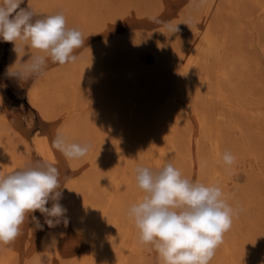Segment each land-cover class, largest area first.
<instances>
[{"label": "rangeland", "instance_id": "rangeland-1", "mask_svg": "<svg viewBox=\"0 0 264 264\" xmlns=\"http://www.w3.org/2000/svg\"><path fill=\"white\" fill-rule=\"evenodd\" d=\"M31 1L24 0L21 7L30 6ZM245 1L220 0L211 47L218 48L221 59L201 62L197 77L188 82L183 104L177 106L176 138L164 145L165 165L173 163L184 177L206 185L220 187L221 183L224 196H229L227 202L237 211L231 230L225 233L210 264H230L226 242L232 247L231 264L264 263V0ZM204 3L205 0H46L37 17L63 13L67 26L78 28L85 43L74 53L76 62L59 65L49 59L40 74L27 80L9 79L4 76L5 69L12 64L14 70L23 69L32 55L43 53L24 48L11 60L13 45L0 41V170L7 175L37 162H48L59 171L63 196L70 188L77 195L68 206L72 218H68L67 226L61 222L55 228L45 225L43 230H37L26 220L12 243L0 245V264H48L49 254L55 250L63 264H118L133 229L127 207L139 202L144 194L137 186L135 169L148 167L154 154L160 131L158 116L154 115L166 110L167 99L172 100L176 87L184 80L182 61L193 41L195 16L199 17ZM242 5H247L246 9ZM47 78L51 82L45 88L46 102L41 109V103L37 105L30 99V93ZM220 87L230 104L219 95ZM230 105L235 110L229 109ZM239 107L260 112L262 117L255 120L240 113ZM215 111L223 113L219 122L213 116ZM58 132L69 142L90 145L88 153L81 159H66L51 146ZM216 140L223 153L233 152L236 165L228 167L222 162V168L216 167L211 152ZM215 170H219L221 178L214 175ZM51 204L49 201L47 207ZM78 204L82 206L76 207ZM35 215L43 223L40 213ZM76 218L82 224L77 228L73 224ZM78 230H83L82 236ZM139 245L143 255L134 254L129 264H161L150 246Z\"/></svg>", "mask_w": 264, "mask_h": 264}, {"label": "clouds", "instance_id": "clouds-1", "mask_svg": "<svg viewBox=\"0 0 264 264\" xmlns=\"http://www.w3.org/2000/svg\"><path fill=\"white\" fill-rule=\"evenodd\" d=\"M23 3L0 0V41L11 43L15 53L29 48L43 55H32L23 69L8 66L4 76L27 80L40 74L49 59L59 65L76 62L74 53L85 43L83 33L68 27L63 13L37 17L30 6L21 7ZM51 146L69 160L83 158L90 149V145L69 142L59 132ZM222 159L228 167L235 162L230 152H224ZM135 174L144 195L127 215L138 230L139 243L150 246L161 264H210L237 214L222 189L184 177L172 163L158 170L137 167ZM59 175L48 162L0 175V245L12 243L26 220L37 230L45 225L52 229L61 222L67 226ZM49 201L51 207H47Z\"/></svg>", "mask_w": 264, "mask_h": 264}, {"label": "bare ground", "instance_id": "bare-ground-1", "mask_svg": "<svg viewBox=\"0 0 264 264\" xmlns=\"http://www.w3.org/2000/svg\"><path fill=\"white\" fill-rule=\"evenodd\" d=\"M44 1H46V0H32L31 1V3H30V7H31V9L32 10H34V12L36 13V14H38L40 11H42V9H43V6H44ZM192 1V0H191ZM228 1H230V0H228ZM243 1V0H242ZM245 1V0H244ZM248 1V0H247ZM204 2V1H203ZM262 2V1H261ZM222 3V2H221ZM245 3H246V1H245ZM236 4H237V2H236ZM243 4V3H242ZM247 4V3H246ZM252 4H254V3H252ZM256 4V3H255ZM219 5H220V0H205V3L203 4V6L201 7V8H199V10L201 11V14L199 15V17L197 18V16H195L196 17V25H195V27H194V30H193V32H192V38H193V41L191 42V46H190V48L188 49V51L186 50V48H185V51H187L186 52V55H185V60H183L182 61V63H183V70H184V80L182 81L181 79V83H180V85H178L177 87H176V89H175V92H174V96H173V98H172V100L169 102V100L167 99V101H168V103L166 104L167 105V108H166V110H164V111H162V112H160L158 115H154V116H158V118L157 119H159V125H160V131H159V135H158V141L156 142V147H155V149H154V154L152 155V157H151V159H150V162H149V168L150 169H152V170H158V169H160V168H162L165 164H164V159H167V158H165V155L167 154V152H166V149H165V147H164V145H165V143H171V141L173 142L174 141V139L176 138V130H178L177 129V125L175 124V117H176V115H178V114H176V112H177V106H179L180 104H183L182 103V101H183V98H184V94L186 93L185 92V90L187 89V87H188V82L189 81H193L196 77H197V73H198V69H199V66H200V64H201V62L202 61H204V60H212L213 61V59H218L219 57H221L222 56V54L220 55V53H219V51L217 50V49H213L211 46H212V44H213V42H212V25H214L215 23H214V19H215V17H217V12H218V7H219ZM222 6V5H221ZM241 6V5H240ZM239 6V7H240ZM242 6H244V9H246V6L245 5H242ZM261 8V7H260ZM235 9V8H234ZM241 9V8H240ZM243 9V10H244ZM248 9V8H247ZM166 10V9H165ZM230 10H232V9H230ZM264 10V8L262 9V11ZM115 11V10H114ZM242 11V10H241ZM244 11H246V10H244ZM243 11V12H244ZM195 12V11H194ZM231 12V11H230ZM239 11L237 10L236 11V14L238 13ZM42 13V12H41ZM196 13H197V11H196ZM223 13V12H222ZM225 13V12H224ZM223 13V14H224ZM235 14V15H236ZM252 14V13H251ZM258 14V13H257ZM42 15V14H41ZM242 15V14H241ZM250 15V14H249ZM221 16H222V14H221ZM262 16V15H261ZM249 17H251V16H249ZM253 17V16H252ZM86 18V17H85ZM260 18H262V17H260ZM194 19V18H193ZM236 19V18H235ZM238 19V18H237ZM236 19V20H237ZM244 20V19H243ZM254 20V19H253ZM262 21V20H261ZM195 24V23H194ZM249 24H251V23H249ZM250 26V25H249ZM213 27H215V26H213ZM246 27V26H245ZM249 28V27H248ZM222 29V28H221ZM190 31H191V29H190ZM253 31V30H252ZM164 35V34H163ZM177 35H179L178 33H177ZM216 36V35H215ZM246 36V35H245ZM185 37V36H184ZM220 37V36H219ZM224 37V36H223ZM249 37V36H248ZM191 38V37H190ZM189 38V39H190ZM192 38H191V40H192ZM227 38V37H226ZM184 39V38H183ZM215 39V38H214ZM229 39V38H228ZM247 39V38H246ZM182 40V39H181ZM227 40V39H226ZM176 41V40H175ZM183 41V40H182ZM259 41H260V39H259ZM177 42V41H176ZM227 42V41H226ZM231 42H232V40H231ZM237 43L239 42V41H236ZM261 42V41H260ZM18 43H20V42H18ZM220 43V42H219ZM241 43V42H240ZM177 44V43H176ZM181 44H182V42H181ZM185 44V43H184ZM190 44V43H189ZM218 44V43H217ZM227 44H228V42H227ZM236 44V43H235ZM234 44V45H235ZM242 44V43H241ZM241 44H240V46L239 47H243V46H241ZM259 44V43H258ZM262 44V43H261ZM215 45V44H214ZM238 45H239V43H238ZM243 45V44H242ZM249 45V44H248ZM254 45V44H253ZM175 47V46H174ZM217 47V46H216ZM235 47H236V45H235ZM238 47V48H239ZM251 47V46H250ZM254 47V46H253ZM252 47V48H253ZM183 49V48H182ZM240 49V48H239ZM238 49V50H239ZM241 49H243V48H241ZM263 50H264V46H263ZM223 52V51H222ZM227 53V52H226ZM225 53V54H226ZM247 53L248 52H246L245 54L247 55ZM86 55V54H85ZM169 55H170V53H169ZM15 56H17V53H15V52H13L12 51V53H11V60H14V58H15ZM227 56V55H226ZM229 56V55H228ZM230 57V56H229ZM233 57V56H232ZM171 58V57H170ZM173 58V57H172ZM177 58H179V56L177 57ZM174 59V58H173ZM219 59H221V58H219ZM239 59V58H238ZM175 60V59H174ZM225 60V59H224ZM18 61V60H17ZM170 61H171V59H170ZM173 61V60H172ZM212 61L210 62L211 64H213L212 63ZM26 62V61H25ZM209 62V61H208ZM222 62V61H221ZM12 63V62H11ZM173 63H174V61H173ZM172 63V64H173ZM209 63V64H210ZM220 63V62H219ZM13 66L15 65V64H12ZM220 65V64H219ZM218 65V66H219ZM223 65H225V63L223 64ZM206 66V64H204V67ZM226 66V65H225ZM258 66H256V68H257ZM223 68L224 67H222V70H223ZM230 68V67H229ZM216 69V68H215ZM218 71V70H217ZM207 72V71H206ZM215 72V71H214ZM219 72H220V70H219ZM224 73V72H223ZM232 73V72H231ZM182 74V73H181ZM218 74V73H217ZM215 76H216V74H215ZM223 76V74H221V75H219V77H222ZM207 76L205 75V78H206ZM70 79V78H69ZM209 79V78H208ZM224 79V78H223ZM51 79L50 78H47V79H45L43 82H39L34 88H33V90L31 91V93H30V99H32L37 105H40L39 103H41V105H42V108H41V106H39L41 109H44V104H45V98H44V95H46L45 94V88L49 85V82H51L50 81ZM207 80V79H206ZM218 80V79H217ZM223 81V80H222ZM207 83V82H206ZM214 83V82H213ZM228 83V82H227ZM179 84V83H178ZM196 84V83H195ZM176 85V84H175ZM209 86H207V88H208ZM199 89V88H198ZM48 90V89H47ZM208 90V89H207ZM50 91H51V89H50ZM50 93V92H49ZM189 93V92H188ZM43 94V95H42ZM54 94V93H53ZM219 95L221 96V98L227 103V104H230V102H229V99H228V96L224 93V89H222L221 87L219 88ZM186 96V95H185ZM249 96V95H248ZM208 97H211V96H208ZM216 97V96H215ZM258 98V97H257ZM213 100V99H212ZM166 101V102H167ZM211 102V101H210ZM209 102V103H210ZM196 104H197V102H196ZM211 106H213V104H211ZM39 108V109H40ZM207 108V107H206ZM228 108L229 109H231V110H233L234 109V107L233 106H228ZM239 111H240V113H242V114H246V116H252V117H255V120H256V118L258 117V118H260V112H258L257 114L254 112V110H252V109H247L246 107H239V108H237ZM235 110V109H234ZM43 111V110H42ZM182 111H183V109H182ZM186 111V110H185ZM201 111V110H200ZM234 113V112H233ZM98 114V113H97ZM187 114V113H186ZM214 114L215 115H213V116H215V118H216V121L217 122H219L220 121V116H222L223 115V113L221 112V111H215L214 112ZM205 115H206V113H205ZM231 115H233L232 114V112H231ZM49 116V115H48ZM202 116V115H201ZM210 116V115H209ZM206 117V116H205ZM211 117V116H210ZM262 117V116H261ZM155 118V117H154ZM153 118V119H154ZM180 118V117H179ZM212 118V117H211ZM215 118H214V120H215ZM246 118V117H245ZM234 119V118H233ZM203 120V119H202ZM246 120V119H245ZM215 121V122H216ZM260 121V120H259ZM255 122V121H254ZM245 123V122H244ZM201 125H202V123H201ZM219 125V124H218ZM250 125H251V123H250ZM213 127V126H212ZM215 127V126H214ZM211 128V127H210ZM209 128V129H210ZM208 129V130H209ZM219 129H220V127H219ZM62 131V130H61ZM241 131V130H240ZM60 132V131H59ZM210 132V131H209ZM220 132V131H219ZM211 133H213V132H211ZM216 133H217V131H216ZM63 134V133H62ZM213 135V134H212ZM212 135H210V137H212ZM209 137V138H210ZM215 138H217V137H215ZM227 138V137H226ZM229 138V137H228ZM191 139V138H190ZM3 140V139H2ZM201 141V140H200ZM210 141V140H209ZM3 142V141H2ZM214 142H216L215 144H213L212 143V145H213V148H212V150H211V152H212V154H213V156H212V160H213V162L214 163H216L215 165H216V167L217 166H219V168L221 167V165H222V162H223V159H222V155H223V151L221 150V144H220V141L219 140H216V141H214ZM211 143V142H210ZM209 143V144H210ZM175 144V143H174ZM151 145H153V144H151ZM172 145V144H171ZM154 146V145H153ZM167 146V145H166ZM153 148V147H152ZM175 148V147H174ZM204 149H205V147H203ZM226 148V147H225ZM168 149H170V148H168ZM44 150V149H43ZM164 150H165V152H164ZM171 150H172V148H171ZM170 150V151H171ZM203 150H201V152H202ZM207 151H209L208 149H207ZM187 152V151H186ZM200 152V151H199ZM12 153V152H11ZM140 153V152H139ZM146 153V152H145ZM166 153V154H165ZM170 153V152H169ZM197 153H198V151H197ZM208 153V152H207ZM233 153V152H232ZM231 153V154H232ZM3 154V153H2ZM4 155V154H3ZM6 155H8V153L6 154ZM13 155V154H12ZM12 155H11V157H12ZM53 155V154H52ZM199 155H201L200 153H199ZM209 155V154H208ZM55 156V155H54ZM149 156V155H148ZM238 156V155H237ZM11 157H9V158H11ZM14 157V156H13ZM168 157H169V155H168ZM234 157H236V156H234ZM2 158H4L3 156H2ZM6 158V157H5ZM140 158V157H139ZM237 158V157H236ZM1 159V158H0ZM12 159V158H11ZM11 159H9L10 161H11ZM50 160H52V161H54V157L53 156H50V158H49ZM6 160V159H5ZM66 160V159H65ZM7 161V160H6ZM9 161V162H10ZM12 161H14V159L12 160ZM71 161V160H70ZM210 161V160H209ZM3 162V161H2ZM166 162V161H165ZM212 162V163H213ZM11 163H13V162H10V164ZM167 163V162H166ZM209 163V162H208ZM235 163V162H234ZM7 164V163H6ZM9 164V163H8ZM17 164H19V161H18V163ZM74 164V163H73ZM173 164V163H172ZM14 165H16V163L14 162ZM23 165V164H22ZM148 165V164H147ZM224 165V164H223ZM235 165H236V163H235ZM2 166V165H1ZM14 167V166H13ZM12 168V167H11ZM61 168V167H60ZM222 168V167H221ZM223 168H224V166H223ZM215 169H218V168H215ZM228 169V168H227ZM249 169H251V168H249ZM252 169H253V167H252ZM11 170H13V169H11ZM229 170V169H228ZM231 170L233 171V169L231 168ZM239 171V170H238ZM12 172V171H11ZM214 172V171H213ZM219 172V170H215V176L216 175H218L217 177H220V172ZM237 172V171H236ZM227 173H229V172H227ZM231 174V173H230ZM0 175H5V172H4V170H0ZM85 175H87V174H85ZM89 175V174H88ZM222 176H224L223 174H222ZM114 178V177H113ZM221 178V177H220ZM224 178H225V176H224ZM227 179L229 178V176H227L226 177ZM83 179H85V178H83ZM83 181V180H82ZM216 182H218L217 180L215 181V183ZM76 184V183H75ZM116 184H117V182H116ZM116 184H115V186H116ZM221 183H219L218 185L222 188V191H224V189H223V187H222V184L220 185ZM224 184V183H223ZM77 185V184H76ZM89 185H91V184H89ZM100 185V184H99ZM226 185V184H225ZM216 186H217V184H216ZM100 187V186H99ZM114 187V186H113ZM112 187V188H113ZM85 190V189H84ZM226 190V189H225ZM82 191V190H81ZM80 191V192H81ZM116 191V190H115ZM225 192V191H224ZM223 192V193H224ZM228 192V191H227ZM92 193V192H91ZM111 194V193H110ZM74 195H75V190H72L71 188L68 190V192H66L65 194H64V196H62V199L60 200V203L68 210L69 209V205H70V203L72 202V200H73V198H74ZM143 195L144 194H142L141 195V197H140V199H139V201L142 199V197H143ZM75 196H77V195H75ZM227 197H229V196H227ZM226 196H225V198H227ZM81 198V197H80ZM80 198H79V200H80ZM84 198H85V195H84ZM129 198V197H128ZM81 199H83V196H82V198ZM81 201V200H80ZM110 200H108V202H109ZM228 201V200H227ZM113 203V202H112ZM76 205V204H75ZM79 205H81V204H78L76 207H78ZM126 205V204H125ZM82 206V205H81ZM84 207V206H83ZM82 207V208H83ZM90 207V206H89ZM108 207V206H107ZM85 208V207H84ZM106 208V207H105ZM127 208H129V207H127ZM72 209V208H71ZM123 209V208H122ZM121 209V210H122ZM78 210H80V209H78ZM91 210V209H90ZM103 210V209H102ZM106 210V209H105ZM111 210V209H110ZM85 211V210H84ZM123 211V210H122ZM87 212V211H86ZM91 212V211H90ZM96 212V211H95ZM118 212V211H117ZM84 213V212H83ZM89 213V212H88ZM100 213V212H99ZM120 213V212H119ZM118 213V214H119ZM75 214H77V213H75ZM96 214V213H95ZM101 214V213H100ZM100 214H99V216H100ZM71 214L67 211L66 212V216H67V218H72V216H70ZM73 215V214H72ZM80 215V214H79ZM93 215V214H92ZM81 216V215H80ZM85 216H87L86 214H85ZM89 216H90V214H89ZM96 216H97V214H96ZM109 216V215H108ZM77 217V216H76ZM84 217V216H83ZM101 217H102V215H101ZM125 217H127V216H125ZM74 218V217H73ZM88 219V218H87ZM81 220V219H80ZM78 218H76V220L74 219V221H73V224H74V226H76V228L77 227H80L82 224H81V221H80ZM84 220H86L85 218H84ZM89 220V219H88ZM90 220H91V218H90ZM83 222V221H82ZM85 222V221H84ZM90 222V221H89ZM123 222V221H122ZM87 223V222H86ZM85 223V224H86ZM132 224V223H131ZM60 225V224H59ZM62 225V224H61ZM88 226H89V223L87 224ZM83 226H85V225H83ZM100 226V225H99ZM59 227V226H58ZM72 227H73V225H72ZM132 227H133V229H132V234H130L129 235V237L127 238V241H128V243L129 244H127L126 246H125V248H124V252H122L123 253V256L121 255V259L118 261V264H129L130 263V259H131V257L134 255V254H136V255H138V253H139V256H140V254L141 253H143V252H141V250L140 251H138L139 250V248H140V245H139V236H138V233H136V227H135V225H134V222H133V224H132ZM101 228V227H100ZM89 229V228H88ZM74 230V229H73ZM77 230V229H76ZM95 230V229H94ZM231 230V229H230ZM75 231V230H74ZM86 231H87V229H86ZM138 231V230H137ZM77 232V231H76ZM79 232H81L80 234H79ZM83 230L82 231H79L78 230V234L79 235H83ZM90 232V231H89ZM88 232V233H89ZM100 232V231H99ZM87 233V232H86ZM102 233V232H101ZM110 233H111V231H110ZM134 233H136V235H134ZM85 234V233H84ZM90 234V233H89ZM96 234V233H95ZM117 234V233H116ZM125 234H127V233H125ZM87 235V234H86ZM86 235H84V236H86ZM96 235H98V234H96ZM231 235H232V233H231ZM99 236V235H98ZM97 236V237H98ZM111 236V235H110ZM225 236H226V234H225ZM233 236V235H232ZM123 237H125V236H123ZM229 237H231V236H229ZM60 239V238H59ZM93 240L95 239L94 237L92 238ZM102 239V238H101ZM233 239H234V237H233ZM85 240H86V237H85ZM100 240V239H99ZM229 240V239H228ZM57 241V240H56ZM120 241V240H119ZM226 241V240H225ZM224 241V242H225ZM233 241V240H232ZM90 242H91V240H90ZM104 242V241H103ZM114 242V241H113ZM230 242H231V240H230ZM96 243H98L99 244V242L97 241ZM118 243V242H117ZM124 243H127L126 241L124 242ZM232 243V242H231ZM37 244V243H36ZM104 244V243H103ZM120 244H121V242H120ZM244 244V243H243ZM92 245H95L94 243L92 244ZM246 245V244H245ZM112 246V245H111ZM221 246V245H220ZM219 246V247H220ZM225 252H226V254H227V258L230 260V264L232 263L231 261V258H232V247H231V245L229 244V243H225ZM90 247V246H89ZM107 247H109V246H107ZM144 247V246H143ZM147 247V246H146ZM149 247V246H148ZM234 248H235V246H233ZM35 248V247H34ZM39 248V247H38ZM101 248V247H100ZM244 248H245V246H244ZM88 249V248H87ZM98 249H99V247H98ZM103 249V248H102ZM108 249V248H107ZM6 250V249H5ZM35 250V249H34ZM33 250V251H34ZM103 250H106L105 249V247H104V249ZM151 250V249H150ZM98 251H100V249L98 250ZM108 251V250H107ZM120 251V250H119ZM241 251V250H240ZM246 251H248L247 250V248H246ZM217 252V251H216ZM223 252V251H222ZM221 251L219 252V253H222ZM249 252V251H248ZM98 253V252H97ZM238 253H240L239 251H238ZM99 254V253H98ZM111 254V253H110ZM113 254V253H112ZM251 254V253H250ZM250 254H248L249 256H250ZM5 255H7V254H4V256ZM45 255V254H44ZM143 254H141V256H142ZM216 255V254H215ZM222 255V254H221ZM238 256L240 255L241 256V253L240 254H237ZM247 255V256H248ZM4 256H2V258H4ZM59 256H60V254H58L57 255V250H55V251H53V252H51L50 254H49V263L48 264H63L62 263V261H61V259H59ZM107 256L109 257V255L107 254ZM139 256H138V258H139ZM240 256H239V259H240ZM89 257V256H88ZM113 257V256H112ZM120 257V256H119ZM135 257V256H134ZM237 257V256H236ZM251 257H253V256H251ZM9 258V257H8ZM111 258V257H110ZM135 258H137V257H135ZM226 258V257H225ZM248 258V257H247ZM255 258V257H254ZM262 258V257H261ZM6 259V258H5ZM108 259V258H107ZM220 259H221V257H220ZM227 259V260H228ZM251 259V258H250ZM140 260H143V259H140ZM226 260V259H225ZM242 260V259H241ZM10 261V260H9ZM91 261V260H90ZM137 261H138V259H137ZM244 261V260H243ZM37 262H38V260H37ZM103 262V261H102ZM114 262V261H113ZM136 262V261H135ZM218 262V261H217ZM234 262V261H233ZM248 262V261H247ZM251 262H253V261H251ZM81 263V262H80ZM107 263H108V260H107ZM137 263V262H136ZM250 262H248V264H249ZM41 264V263H40ZM43 264V263H42ZM87 264H89V263H87ZM96 264H97V262H96ZM103 264H104V262H103ZM131 264H133V263H131ZM218 264V263H217ZM247 264V263H246ZM264 264V263H263Z\"/></svg>", "mask_w": 264, "mask_h": 264}]
</instances>
